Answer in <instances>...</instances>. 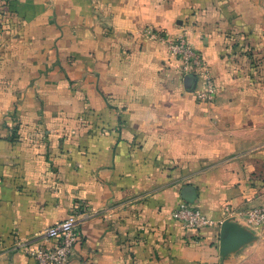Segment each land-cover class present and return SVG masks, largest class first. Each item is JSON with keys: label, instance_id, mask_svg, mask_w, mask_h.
<instances>
[{"label": "crops", "instance_id": "crops-1", "mask_svg": "<svg viewBox=\"0 0 264 264\" xmlns=\"http://www.w3.org/2000/svg\"><path fill=\"white\" fill-rule=\"evenodd\" d=\"M0 5L10 62L0 87V264H36L43 231L76 206L93 217L69 264L236 261L241 227L223 214L235 166L208 164L214 153L197 143L207 139L188 130L208 109L195 99L204 76L235 72L240 48L264 57V0ZM180 37L207 72L190 74L189 89L169 50ZM181 202L212 225L184 229L171 218ZM223 224L238 237L228 248Z\"/></svg>", "mask_w": 264, "mask_h": 264}, {"label": "rangeland", "instance_id": "rangeland-1", "mask_svg": "<svg viewBox=\"0 0 264 264\" xmlns=\"http://www.w3.org/2000/svg\"><path fill=\"white\" fill-rule=\"evenodd\" d=\"M3 15L0 5L1 89L9 80L10 70L5 57L9 50L4 49L1 30ZM236 56L242 60L229 76H204V90L195 99L208 109L199 113L188 131L207 139L197 143L214 153L208 164L231 161L235 166V188L228 190L229 201L223 206V214L240 224L241 240L236 261L229 264H264V221L253 216L264 213V57L249 47ZM195 63H181L184 76L197 71L201 76L207 74H202L203 69L195 67ZM7 95L0 93V104L8 101ZM221 191L224 194L226 190Z\"/></svg>", "mask_w": 264, "mask_h": 264}, {"label": "built area", "instance_id": "built-area-1", "mask_svg": "<svg viewBox=\"0 0 264 264\" xmlns=\"http://www.w3.org/2000/svg\"><path fill=\"white\" fill-rule=\"evenodd\" d=\"M169 50L183 61H195V67L202 68L199 57L182 37L169 43ZM204 73V72H203ZM200 97L201 95L198 94ZM264 221V213L253 214ZM93 217L86 207L76 206L69 216L46 228L40 236V244L31 249L30 255L36 264H69L75 246L80 242V226ZM172 220L178 222L186 230L199 231L212 225L211 220L198 208L181 202L171 214ZM80 264H88L81 262Z\"/></svg>", "mask_w": 264, "mask_h": 264}, {"label": "water", "instance_id": "water-1", "mask_svg": "<svg viewBox=\"0 0 264 264\" xmlns=\"http://www.w3.org/2000/svg\"><path fill=\"white\" fill-rule=\"evenodd\" d=\"M194 76L193 75H186L184 76L183 78V84L185 85V87L187 89L191 88V86L193 85L194 83ZM184 199L186 201H191L193 199V197H185L184 196ZM241 240V238H240ZM238 241V237L237 235L235 234L234 232V227L230 224H223L221 226V231H220V244H221V247L222 248H228L230 247V245L234 242H237ZM240 243V241H239ZM238 243V245H239Z\"/></svg>", "mask_w": 264, "mask_h": 264}, {"label": "trees", "instance_id": "trees-1", "mask_svg": "<svg viewBox=\"0 0 264 264\" xmlns=\"http://www.w3.org/2000/svg\"><path fill=\"white\" fill-rule=\"evenodd\" d=\"M6 4H7V2H6ZM226 47H227V49L232 48V50L236 48L235 44H229V43L227 44ZM237 51L240 52V53H245V48H240ZM226 55L229 56V57H232L233 56V52L232 53L229 52ZM251 62H253L252 66H254V61L252 60Z\"/></svg>", "mask_w": 264, "mask_h": 264}]
</instances>
